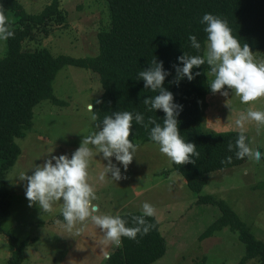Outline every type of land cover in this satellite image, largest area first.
<instances>
[{
	"label": "rangeland",
	"instance_id": "rangeland-1",
	"mask_svg": "<svg viewBox=\"0 0 264 264\" xmlns=\"http://www.w3.org/2000/svg\"><path fill=\"white\" fill-rule=\"evenodd\" d=\"M18 1L29 14H39L52 0ZM62 8L65 17L57 15L37 29L25 48L75 58L97 55L98 36L109 26L104 0H63ZM9 20L17 21L13 12ZM7 49L0 32V59ZM205 58L238 79L255 80L264 72V52L225 42L207 41ZM53 88L60 103L39 104L32 128L16 140L21 155L6 176L12 205L10 217L1 222L0 264H9L12 253L8 232L31 243L23 264H107L120 246L118 217L130 212L150 213L160 222L167 252L154 264H197L203 258L206 264L242 262L246 248L238 232L228 227L200 238L222 211L197 204L199 195L171 171L164 147L130 144L121 120L97 126L89 106L103 89L95 73L65 66ZM200 118L206 133L238 131L250 137L246 164L207 174L201 195L224 200L264 242V91L208 71Z\"/></svg>",
	"mask_w": 264,
	"mask_h": 264
},
{
	"label": "trees",
	"instance_id": "trees-1",
	"mask_svg": "<svg viewBox=\"0 0 264 264\" xmlns=\"http://www.w3.org/2000/svg\"><path fill=\"white\" fill-rule=\"evenodd\" d=\"M104 2L109 26L98 36V54L75 58L24 46L53 17H65L63 0H52L39 14H29L18 0H0V32H5L8 48L0 59V232L2 220L11 215L6 176L21 155L16 140L32 128L39 104L60 103L53 84L59 71L70 65L91 70L100 80L103 92L92 104L99 128L121 120L130 144L164 147L172 158L171 171L181 174L199 195L197 204L222 211L200 238L229 227L239 233L246 248L238 264L252 259L264 264V242L224 200L201 195L207 174L246 164L252 154L250 137L238 131L206 133L200 118L208 71L264 91V72L255 80L238 79L205 58L209 40L264 52V0ZM11 12L14 23L9 20ZM223 86L221 82L219 88ZM160 228L153 214H121L120 246L107 264H154L163 258L167 242ZM7 236L12 249L9 264H23L30 241L19 242L10 232ZM206 263L203 258L197 264Z\"/></svg>",
	"mask_w": 264,
	"mask_h": 264
},
{
	"label": "water",
	"instance_id": "water-1",
	"mask_svg": "<svg viewBox=\"0 0 264 264\" xmlns=\"http://www.w3.org/2000/svg\"><path fill=\"white\" fill-rule=\"evenodd\" d=\"M89 108H91V109H92V106H89Z\"/></svg>",
	"mask_w": 264,
	"mask_h": 264
}]
</instances>
